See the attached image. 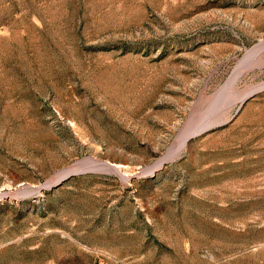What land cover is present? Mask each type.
Listing matches in <instances>:
<instances>
[{"label": "rangeland", "instance_id": "rangeland-1", "mask_svg": "<svg viewBox=\"0 0 264 264\" xmlns=\"http://www.w3.org/2000/svg\"><path fill=\"white\" fill-rule=\"evenodd\" d=\"M260 41L264 0H0V264H264Z\"/></svg>", "mask_w": 264, "mask_h": 264}, {"label": "bare ground", "instance_id": "bare-ground-1", "mask_svg": "<svg viewBox=\"0 0 264 264\" xmlns=\"http://www.w3.org/2000/svg\"><path fill=\"white\" fill-rule=\"evenodd\" d=\"M258 45V44H257ZM264 51V42L260 41V44L258 46H256L255 48L251 49L250 51L247 52V55L244 57L243 59V64L245 65H249V66H253L255 65V63L257 62V57ZM260 57V56H259ZM262 59V57H261ZM260 59V61H261ZM264 61V60H263ZM262 63V62H261ZM242 64V66H243ZM241 65V64H240ZM244 65V66H245ZM241 68L248 70V66L244 68V66ZM259 66V65H258ZM240 68V70H242ZM245 71V70H244ZM243 72V71H242ZM241 73H237L234 77H233V83L236 81V79L238 78L239 74ZM246 74V73H245ZM244 76V75H243ZM240 77V76H239ZM234 87V86H233ZM231 87V88H233ZM208 122V121H207ZM211 123V122H210ZM196 124V123H195ZM206 129V125H194L193 127L190 128H186L180 135L179 140L177 143H175L173 146H171V148L169 149V151L167 152V154L165 155V157H163L159 162H158V168H163L164 165L167 162H171L177 158H179V156L182 154V152H184V150L187 148L189 142L191 139H193L194 137L202 134ZM96 160V159H95ZM93 161V160H92ZM94 163V162H93ZM97 164V163H94ZM112 165V164H111ZM79 166V164H78ZM114 166V165H113ZM82 167V166H81ZM70 169V168H69ZM68 169V170H69ZM81 169V168H79ZM78 169V170H79ZM66 171L65 174L63 171V175L66 176L67 172L70 171ZM72 170V169H71ZM75 170V169H73ZM76 171V170H75ZM71 173H75V172H71ZM70 174V173H69ZM68 175V174H67ZM63 177V176H59L58 178ZM45 185V184H44ZM46 186V185H45Z\"/></svg>", "mask_w": 264, "mask_h": 264}]
</instances>
